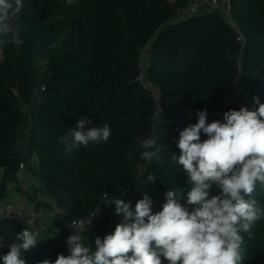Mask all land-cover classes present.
<instances>
[{
    "label": "trees",
    "instance_id": "1",
    "mask_svg": "<svg viewBox=\"0 0 264 264\" xmlns=\"http://www.w3.org/2000/svg\"><path fill=\"white\" fill-rule=\"evenodd\" d=\"M189 2L74 0L69 5L66 0H23V9L10 22L27 15L61 36L35 55L38 88L26 115L18 71L20 44L13 31L0 34V201L12 187L17 189L20 164L26 161L39 180L31 195L37 205L49 209L46 198L52 197L67 221L100 209L91 229L93 249L97 236L103 239L123 222L114 204L105 205L113 197L131 202L134 211L147 194L155 214L166 203L165 193L175 188L183 193L177 199L187 206L191 184L172 160L180 155V132L197 123L198 110L207 109V123L223 122L229 110L257 108L253 97L264 103V0H229L231 20L221 9L178 18ZM148 45L144 79L159 86V105L139 79V59ZM39 57H45L41 67ZM89 115L93 126L110 127L109 141L66 151L58 138L68 136L71 142V128ZM138 136L157 138L161 160L140 159ZM207 138L201 133V141ZM152 174L155 179L149 181ZM212 194L219 189L213 187ZM252 198L264 205L259 182ZM187 207L191 211L193 206ZM24 228L29 229L0 217V264ZM240 234L243 264H264V219L255 223L251 238ZM41 236L45 240L24 253L26 264L46 259L54 264L58 254L69 255L70 233L63 221L48 220Z\"/></svg>",
    "mask_w": 264,
    "mask_h": 264
},
{
    "label": "clouds",
    "instance_id": "2",
    "mask_svg": "<svg viewBox=\"0 0 264 264\" xmlns=\"http://www.w3.org/2000/svg\"><path fill=\"white\" fill-rule=\"evenodd\" d=\"M66 2L71 5L74 0ZM23 7V0H0V34L12 30L8 21ZM253 100L257 108L229 110L223 122L207 123V109L198 110L197 123L180 132V155L174 154L172 160L182 166L191 184L187 192L191 211L179 202L177 197L183 193L175 188L165 193L166 203L155 214L147 194L136 202L134 211L131 202L113 197L105 205L114 204L123 222L103 239L97 236L94 249L82 235L94 216L77 222L72 228L75 234L66 241L69 255L58 254L54 264H243L240 233L251 238L255 223L264 219V205L252 198L257 182L264 186V103L259 97ZM201 133L208 138L201 141ZM111 135L107 124L95 127L89 115L71 128V142L68 136L58 139L71 151L76 145L107 142ZM137 143L143 149L141 160H161L157 138L138 136ZM147 179L154 181L155 177L152 174ZM213 187L219 194H212ZM38 235L27 228L17 233L2 257L4 264H26L24 253L42 241ZM40 264L53 262L46 259Z\"/></svg>",
    "mask_w": 264,
    "mask_h": 264
},
{
    "label": "built area",
    "instance_id": "3",
    "mask_svg": "<svg viewBox=\"0 0 264 264\" xmlns=\"http://www.w3.org/2000/svg\"><path fill=\"white\" fill-rule=\"evenodd\" d=\"M174 1V0H170ZM201 9L211 10V9H221L223 15L231 20L230 16V4L229 0H190V2L181 9L177 17L185 18L188 16H192L198 13ZM8 23H13L8 21ZM16 36L15 40L18 44H20V40H18ZM148 52L149 45L142 48V54L139 59V65L142 70V74L139 79L149 86L151 95L157 105H159L160 99V88L157 84L147 82L144 79V71L146 69L147 61H148ZM14 93L18 95V90L14 88ZM20 178L17 187L18 197L11 199L6 198L0 201V217H8L16 220L19 223L25 224L29 227V229L33 232L38 233L40 236L43 231L48 226V220L57 219L64 222V228L70 233V235H74L75 231L72 229L74 225L78 226L77 222L82 220H91V225L87 231H90L95 224V219L98 217V210L91 212L90 214L74 219L71 221H67L65 210L57 204V202L52 197H47V202L50 203L51 207L49 209L45 208L43 205H37L35 201H33L31 195L33 194V187L35 185L34 177L29 169L27 162L23 161L20 164ZM43 199V197H40ZM96 215V216H95ZM60 227H55L54 231H59ZM82 233V235L86 236V232Z\"/></svg>",
    "mask_w": 264,
    "mask_h": 264
},
{
    "label": "water",
    "instance_id": "4",
    "mask_svg": "<svg viewBox=\"0 0 264 264\" xmlns=\"http://www.w3.org/2000/svg\"><path fill=\"white\" fill-rule=\"evenodd\" d=\"M15 35L20 39L18 71L21 76V89L26 104L30 105L38 88L35 55L41 46H52L60 39V32L48 24H41L30 16L18 17L13 22Z\"/></svg>",
    "mask_w": 264,
    "mask_h": 264
},
{
    "label": "crops",
    "instance_id": "5",
    "mask_svg": "<svg viewBox=\"0 0 264 264\" xmlns=\"http://www.w3.org/2000/svg\"><path fill=\"white\" fill-rule=\"evenodd\" d=\"M22 145L24 146V143H22ZM32 161H33V167L35 168L36 167V164H37V155H35V154L33 155ZM34 181H35V183L37 182V184L39 183V181H38L37 178H35ZM18 194L19 193H18L16 187H12L10 189V195H9L8 198H11V199L17 198L18 197ZM94 236H95L94 231L90 230V231H87L86 232V236H85L86 243L88 245H90L92 248H93Z\"/></svg>",
    "mask_w": 264,
    "mask_h": 264
},
{
    "label": "rangeland",
    "instance_id": "6",
    "mask_svg": "<svg viewBox=\"0 0 264 264\" xmlns=\"http://www.w3.org/2000/svg\"><path fill=\"white\" fill-rule=\"evenodd\" d=\"M10 24V26H11V28H12V30L11 31H13L14 32V28H13V23L11 24V23H9ZM14 34H15V32H14ZM16 36V35H15ZM18 40H20L19 38L17 39V41ZM44 61H45V57H39L38 59H37V66H39V67H41L42 66V64L44 63ZM25 102V101H24ZM23 112H24V114H26V115H28V104H26V103H24V105H23ZM39 181V180H38ZM38 240H42L41 242H43L44 240H45V237L44 236H41V237H38Z\"/></svg>",
    "mask_w": 264,
    "mask_h": 264
}]
</instances>
